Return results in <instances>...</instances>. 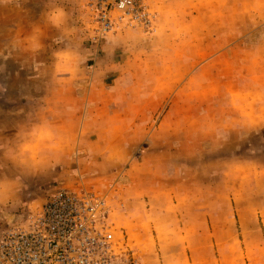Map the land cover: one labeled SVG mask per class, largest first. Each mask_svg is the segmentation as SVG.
Instances as JSON below:
<instances>
[{"label": "rangeland", "instance_id": "1", "mask_svg": "<svg viewBox=\"0 0 264 264\" xmlns=\"http://www.w3.org/2000/svg\"><path fill=\"white\" fill-rule=\"evenodd\" d=\"M209 1L148 0L156 12L152 31L119 29L94 44L85 0H0V42H4L0 45L5 46L4 50L0 46L4 83L0 104L9 109L21 103V114L30 108L37 110L39 119L44 102L33 101L29 106L11 97L65 93L66 107L77 117L69 116L64 131L77 130L83 137L82 143L69 150L66 162L44 166L33 161L20 169L1 160L0 179L19 176L22 190L0 204V233L19 218L25 206L42 201L55 188L85 185L110 194L123 234L140 264H164V254L174 253L177 247L183 253L182 264H195L191 252L197 255L198 246L185 240L178 246L165 243L161 234L169 232L170 237L178 229L160 227L158 218L148 212L163 205L187 206L188 197L175 195V188L184 185L188 189V179L195 176L198 191L207 193L196 198L197 209L208 207L206 216L197 220L210 223L205 230L208 242L197 240L199 247L208 246L215 261L230 246L231 257L239 253L244 264H264V87L256 90L258 96L248 97L253 87L225 84L227 61L237 65L236 82L246 73L244 60L264 70V0H223V5L210 10L220 17L216 21L214 16L213 21L203 20L205 14L198 13L199 4L208 9ZM57 6L68 14L60 29L47 20V13ZM37 27L44 47L38 53L24 51L18 46L19 38ZM65 29L71 31L66 34ZM209 41L224 49L239 45L242 52L197 53V68L183 67L186 59L196 57L194 50ZM191 46L193 50L188 51ZM61 49L70 55L58 60L55 53ZM116 77L121 83L111 90ZM96 78L100 86L94 84ZM60 82L69 83V91L60 90ZM92 89L126 99L133 94L131 105H137L128 109L137 115L131 117L133 125L130 116L114 118V109L97 110L86 99ZM58 106L52 101V110ZM116 120L128 121L119 126ZM131 125L133 129L147 126L154 139L150 137L138 148L93 143L101 130L108 134L115 127L123 131L126 127L130 131ZM38 148L36 157L42 152ZM191 231L198 238L205 237L202 229Z\"/></svg>", "mask_w": 264, "mask_h": 264}, {"label": "built area", "instance_id": "2", "mask_svg": "<svg viewBox=\"0 0 264 264\" xmlns=\"http://www.w3.org/2000/svg\"><path fill=\"white\" fill-rule=\"evenodd\" d=\"M85 6L94 44L119 29L152 31L156 18L148 0H85ZM24 208L0 233V264H140L108 192L61 186Z\"/></svg>", "mask_w": 264, "mask_h": 264}, {"label": "crops", "instance_id": "3", "mask_svg": "<svg viewBox=\"0 0 264 264\" xmlns=\"http://www.w3.org/2000/svg\"><path fill=\"white\" fill-rule=\"evenodd\" d=\"M210 4H208V9L206 6H203L202 4H199L201 7H198V13L199 15H204L202 17L203 20L207 21H213V13L210 12L214 7H218V5H223V0H210ZM184 5V4H183ZM182 5V6H183ZM207 5V4H206ZM211 10V11H210ZM208 13V14H206ZM219 16V15H218ZM215 21L219 19L220 17H217L215 14ZM201 20V17L197 18V21ZM209 27V26H205ZM206 28V29H207ZM239 30V28L237 27ZM195 28L192 29L194 31ZM236 32V38L239 36V31ZM191 31V30H190ZM243 32V30H242ZM192 33V32H191ZM195 33V32H194ZM118 36V35H116ZM208 35H206V38ZM234 38V37H233ZM4 43V42H0ZM1 46V45H0ZM4 45L1 46L2 50H4ZM193 47H188V51H192ZM241 46H229V48L224 49V45L216 44L214 45L212 42L202 44V48L195 49L196 57H190L186 59V64H183V67L192 69L197 68L195 64V59L198 58L197 53H213V52H242ZM244 49V48H243ZM1 51V49H0ZM174 51H180V48H176ZM187 51V50H186ZM227 55V54H226ZM225 56V55H222ZM214 61L211 62L210 65H214ZM243 63V69L246 70V73L243 76L238 77V81L236 82L237 75H234V71L236 68L235 62L227 61V72L225 74V84H227V87H234L236 85H239L242 83V86H250L253 87L254 91L250 94H247L248 97L250 96H258L261 87H264V70H261L259 66H256L254 62L252 63ZM98 64V63H97ZM206 66V67H208ZM110 67V66H109ZM179 67V66H178ZM99 67L97 65L96 70L98 71ZM111 69V68H109ZM99 74V73H98ZM191 77V76H190ZM235 78V79H234ZM94 84L98 85V79H93ZM121 81L118 80V77L114 79L113 85H111V90H117L118 86L120 85ZM101 84H99L100 86ZM94 86V85H93ZM4 88V83L0 80V90ZM60 90H66L69 91L70 86L69 83H62L60 82V85L58 87ZM232 89V88H231ZM256 92V93H255ZM58 92H55L52 96L50 92H43L39 96L36 94H28L24 95L22 94V98L20 96L15 98V95L11 97V99L21 102V100L28 102L29 106H31V102H44L43 104V115L42 110L40 112V116L42 115V119H38V112L37 110H33L28 108L25 113L21 114V103L19 105H13L9 109H4L2 105L0 104V145H3L4 148L0 149V162L3 160V151L6 150V148L9 147V145H15L16 143H19L21 140V137L15 136V133L17 131H20L23 134H26L31 131V128L35 124L39 123H46L50 126H53V130L56 132L57 137L59 139V146L55 149L51 148L49 145L52 143L51 141H45L44 143L39 144L38 146L41 147V154L39 157H36V160L34 162H39V165L49 166L54 163V161H69V155L68 152L70 149H73L76 145H78L80 142L82 143L83 137L77 132V130H73L71 133L69 131H64V128L67 124H70L69 116L77 117L75 113H72V111L69 110V107L67 108L68 99L65 95H58ZM61 93V92H60ZM74 94V93H73ZM264 94V93H263ZM144 96V95H143ZM141 96V97H143ZM81 98L84 101V97ZM133 97V94L129 96V98L126 99V96L124 97L122 94L118 93H98L94 89H92L91 92L87 94V100L89 102L93 101L95 103V106H97V110L102 109V113L104 111H107L110 109H114L113 112H115L114 118H123L127 119L125 116H130V120L132 122V125L134 123V120L132 121V118L134 119V116H137L132 112L130 114L128 112L129 107H135L137 104L131 105L132 100H135ZM2 99H4V93L0 92V102H2ZM264 99V97H263ZM68 100V101H67ZM74 100V99H72ZM78 100V99H76ZM125 100L126 102L131 103H125L121 104L117 101ZM138 100V98H137ZM136 100V101H137ZM52 101H56L59 104L58 109L52 110ZM20 106V107H19ZM28 107V105H27ZM65 107V109H64ZM75 109V108H74ZM73 109V110H74ZM92 110V109H91ZM90 111V110H89ZM252 113L257 114V111H253ZM248 114V113H246ZM253 114V115H254ZM101 115V113H100ZM39 116V117H40ZM132 117V118H131ZM257 119H260V115L256 116ZM128 120H125L124 122L122 120H116V124H126ZM76 122V123H75ZM72 122L74 125L78 122L75 121ZM116 125V126H118ZM131 125V130L126 131L124 128L121 127H115L114 131L105 133L104 130H101L98 135L95 136V140L93 143L96 145L99 144L102 147H111V148H138L143 145V143L148 142V139L152 137L154 133L148 129L147 126L141 125L140 128L138 127L133 129V126ZM120 126V125H119ZM123 126V125H122ZM125 126V125H124ZM151 132V133H150ZM156 133V132H155ZM151 135V136H150ZM15 137V139H13ZM25 138H28L25 136ZM102 139V140H101ZM54 150H59L54 151ZM33 161H30V163ZM188 189L184 188V185H178L175 188V195L178 196H187L188 197V204L187 206H176V204L173 205H163L157 206L156 208H150L148 212H151L154 214L155 217L158 218L156 223L160 225V227H163L165 229L173 228L178 229L176 233L173 232V236H168V233H162L161 237H164V242L167 244H175L176 246L181 245L183 242L182 240L189 241V244L197 245L198 248H196L197 255L195 252H191L192 255V261L195 262V264H244V260L241 259L240 254H236V258H233L232 254H230V251L233 250L230 246L226 247L225 253H223L220 258H217L219 260L214 259V256L212 253H210L208 246L205 247H199V243H197V240L204 239V241L207 243V230L210 228V223L204 220H197V216H200L201 218L205 217L208 213V207H200V209H197L196 205V198L198 195L200 196H206L207 193H202L201 191H198L197 189V178L194 176L193 178L188 179ZM164 189V188H163ZM205 190L207 187L204 188ZM221 208V207H220ZM223 208H227L224 206ZM147 213V211L144 212V214ZM212 226V223H211ZM196 229H202L204 230V236L205 237H197V234L195 231ZM160 237V236H159ZM169 237V238H168ZM180 240V242H179ZM178 242V243H177ZM178 248V247H177ZM175 248V252L172 254H164L163 257L164 264H182V261L184 260V257L182 256L183 253L180 252L179 248ZM194 248L193 246L190 247V249ZM180 252V253H179ZM231 257V258H230Z\"/></svg>", "mask_w": 264, "mask_h": 264}, {"label": "clouds", "instance_id": "4", "mask_svg": "<svg viewBox=\"0 0 264 264\" xmlns=\"http://www.w3.org/2000/svg\"><path fill=\"white\" fill-rule=\"evenodd\" d=\"M67 15L63 7L57 6L47 13V20L51 26L60 29L67 21ZM64 31L67 34L71 30L65 29ZM41 35V30L38 27L34 28L31 34L19 38L18 46L24 51L38 53L44 47ZM55 55L57 59L60 60L70 55V53L67 49H61L58 50ZM15 136L21 137L20 142L16 143L14 146L9 145V147L3 151V159L20 169L28 168L30 161H35L39 144L45 141H51L52 143L49 145L51 148L55 149L59 146V139L56 132L53 130V126L46 123L33 125L31 131L23 135L20 131H17ZM25 136L28 138H25ZM13 139H15V137H13ZM2 148H4V146L0 145V149ZM21 190V178L19 176L15 179H0V204L6 203Z\"/></svg>", "mask_w": 264, "mask_h": 264}]
</instances>
